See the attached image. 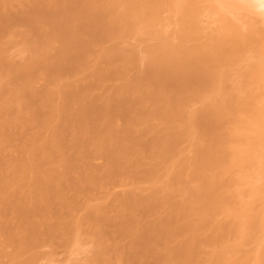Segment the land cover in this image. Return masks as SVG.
I'll list each match as a JSON object with an SVG mask.
<instances>
[{
	"label": "bare ground",
	"instance_id": "bare-ground-1",
	"mask_svg": "<svg viewBox=\"0 0 264 264\" xmlns=\"http://www.w3.org/2000/svg\"><path fill=\"white\" fill-rule=\"evenodd\" d=\"M0 264H264V0H0Z\"/></svg>",
	"mask_w": 264,
	"mask_h": 264
}]
</instances>
